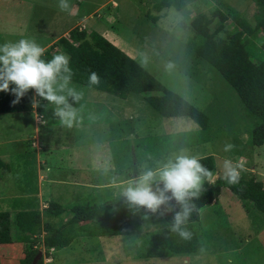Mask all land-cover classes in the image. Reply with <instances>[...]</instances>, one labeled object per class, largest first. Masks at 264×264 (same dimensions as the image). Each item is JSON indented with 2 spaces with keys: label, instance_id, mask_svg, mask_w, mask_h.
Here are the masks:
<instances>
[{
  "label": "rangeland",
  "instance_id": "374dc122",
  "mask_svg": "<svg viewBox=\"0 0 264 264\" xmlns=\"http://www.w3.org/2000/svg\"><path fill=\"white\" fill-rule=\"evenodd\" d=\"M157 1L68 0L70 11L64 12L58 7L59 0H0V44L29 38L46 48L52 44L47 45L51 39L62 36L77 22L80 25L84 23L87 31L103 33L167 87L182 94L211 116L213 131L208 139L191 145L183 139L184 135L168 139L165 145H159L161 153L158 160L154 157L156 164L166 163L185 150L186 154L198 157L213 154L216 166L214 176L223 175V161L229 158L243 164L240 175L249 176L253 173L258 185L264 188V144L252 146L248 143L252 122L246 116L238 95L213 67L196 59L194 52L186 45L193 34L187 26H179L180 22L185 23L188 13H210L219 5L220 0H196L187 3L181 11L173 7L159 11L155 8ZM225 2L246 16L257 10L252 0ZM152 17L157 18L154 20ZM69 87L82 93L79 100L68 97V103L83 109L78 112V109L73 108L76 119L88 125L85 129L83 127L86 134L82 150L79 151L83 159L75 164L78 168L82 163L85 168L88 167L87 172L94 171L92 166L95 163L90 159H95V156L98 155L100 160H109V149L121 167L128 165L131 159L128 156L134 154L132 143L128 142L131 151L116 156V150L122 151L121 141L128 138L136 142V136L141 139L145 135L198 129L197 124L187 117H162L142 94L121 98L75 81H70ZM104 95H111L119 101L114 106L119 109L117 113L120 116H127V111L131 112V118H127L128 130L120 129L122 122L111 124L110 127L105 124L117 122L114 116L118 114L107 113L108 104L101 99ZM40 102L46 105L48 124L58 123V116L52 113V107L55 106L42 99ZM128 107H131L130 110ZM28 113H0V141L13 140L8 145L4 144L7 153L0 152V156L4 155L11 161V170L0 169V211L11 214L18 210L14 207L13 196L23 189L30 190L37 180L35 160L30 161L29 157L18 153L19 150L24 153L26 147L31 148L28 142L22 141L34 128L31 114ZM118 143L122 146L115 148ZM225 144L234 147L230 152H225ZM142 149H135L138 156ZM32 153L35 154V151ZM51 163L57 173L60 166H65L62 176H68L66 170L70 163L63 164L61 155ZM131 174L135 175L134 170ZM208 184L205 180L203 187ZM200 213L207 241L204 250L190 254L147 257L151 232L166 231L168 224L164 223L160 213L145 212L143 231L140 234L78 236L67 247L55 251L52 264H264V212L258 210L252 201L240 199L228 187H223L217 200L205 205ZM44 215V219L53 226L60 223L59 216H47L45 212ZM26 247L28 243L21 241L0 244L1 264H21Z\"/></svg>",
  "mask_w": 264,
  "mask_h": 264
},
{
  "label": "trees",
  "instance_id": "16d2710c",
  "mask_svg": "<svg viewBox=\"0 0 264 264\" xmlns=\"http://www.w3.org/2000/svg\"><path fill=\"white\" fill-rule=\"evenodd\" d=\"M193 1L196 0H158L155 8L160 11L173 7L181 11L187 3ZM252 2L257 10L246 16L225 0H220L219 5L210 13H188L185 20L187 25L180 22L179 26H187L193 34L186 45L194 52L196 59L213 67L236 92L246 116L252 122L247 141L252 146H261L264 144V0ZM152 18L156 20L157 17ZM68 34L60 36L46 48L43 58L50 60L54 54L65 53L73 69L71 81L121 98L142 94L162 117H187L198 126V129L188 131L141 136L142 141L136 136L134 142L137 145L133 150L143 149L139 156L136 151L132 157L128 156L131 159L128 165L123 166L124 172L131 169L133 172L134 167L138 166L134 172L141 174L144 169L142 162L150 169L162 166L165 162L156 164L154 157L157 160L160 158L159 145H165L168 139L184 135L183 139L189 145L208 139L213 126L211 116L203 108L167 87L137 59L114 45L103 34L95 30L86 31L79 26L71 28ZM93 71L101 78L98 85L89 84L88 76ZM33 95L34 92L30 91L20 103L13 105L15 97L10 92H0V113L32 111ZM45 108L46 105L40 102L36 109L39 114L47 117ZM119 155L120 152L116 154ZM199 158L207 169L214 172L216 166L213 154ZM7 166L0 158V169H7ZM223 187H228L240 199L252 201L258 210L264 212V188L258 185L253 173L249 176L240 175L239 183L235 185L228 184L218 175L214 184L209 183L203 187L199 199L190 201L195 204V210L181 226L190 233V237L182 238L178 232L171 230L174 215L180 211V205L173 200L158 212L168 227L166 231L151 232L146 256L155 258L190 254L206 249L207 241L202 230L200 212L205 205L217 200ZM21 201L14 199V207L18 208L15 214L0 211V244L16 241L28 243L21 264H32L39 252L34 245L40 242L39 236L43 230L45 248L60 250L81 235L140 234L146 217L143 209L130 208L122 194L95 199L92 205L78 204L69 211H65L68 209L56 201H50L44 211L39 208L25 209ZM44 212L47 216H59L60 223L53 226L44 219ZM66 213H71V216L64 221L63 215ZM42 263L40 258L37 264Z\"/></svg>",
  "mask_w": 264,
  "mask_h": 264
},
{
  "label": "clouds",
  "instance_id": "9594fccd",
  "mask_svg": "<svg viewBox=\"0 0 264 264\" xmlns=\"http://www.w3.org/2000/svg\"><path fill=\"white\" fill-rule=\"evenodd\" d=\"M58 7L64 12L70 11L68 0H59ZM75 26L86 28L84 23ZM46 48L29 38L0 44V92H10L15 97L12 104L16 105L27 93L33 91V110L39 107L40 99L47 101L55 106V115L60 118L61 123L72 127L76 112L68 103V97L79 100L82 93L69 87L73 76L69 57L61 52L54 54L50 60H45L43 57ZM100 79L99 74L94 71L88 76L90 85H98ZM41 120L42 123L45 122L44 119ZM233 147L232 144H225L223 151L230 152ZM242 168V163L226 158L223 161L222 179L228 184L239 183ZM205 180L214 184L213 172L201 163L198 156L188 155L185 150L157 169H147L138 178L129 181L122 195L130 208L143 209L147 213H157L174 200L180 205V211L174 215L171 230L187 239L190 233L181 226L195 210V204L190 201L200 198ZM44 234L43 230L39 236L40 242L34 245V248L41 251L42 260L43 249L47 250L43 243ZM55 251L54 248L50 264L54 262Z\"/></svg>",
  "mask_w": 264,
  "mask_h": 264
},
{
  "label": "crops",
  "instance_id": "0c3cea01",
  "mask_svg": "<svg viewBox=\"0 0 264 264\" xmlns=\"http://www.w3.org/2000/svg\"><path fill=\"white\" fill-rule=\"evenodd\" d=\"M81 21H83V19ZM78 24L79 22L75 23L72 27ZM71 28L65 31L63 35L67 34ZM58 37L51 39L47 45L56 41ZM101 99L108 104V114H118L117 110L119 111V109L114 105L119 101L113 99L111 95L101 96ZM72 108L78 109L75 107ZM130 108L131 107H128V110H130ZM82 110L83 109L80 107L78 112ZM127 112V116H124L123 114L122 116L119 114L117 117L114 116L117 119V122H106L105 124L110 127L111 124L114 125L122 122L123 126L120 129L123 128L128 130L129 122H127V118H131V112ZM29 113L31 114V120L34 123V128L29 135L22 139V141L24 143L28 142L31 148L29 149L26 147L25 150L22 149L25 154L21 152V150H19L18 153L29 157L30 161L35 160L36 169L38 171L37 180L36 185L33 186V188L30 190L23 189L19 192V194H15L13 196L14 199L16 198L22 200L21 202L24 204L23 206L25 209L39 208L44 211V209L48 207L50 201L60 203L63 208L68 209L65 211H69L73 206L78 204L92 205L94 204L95 199L99 200L122 194L123 190L121 189H125L128 186L129 181L135 180L143 173L144 170L150 169L144 164V169H142L141 174H131L132 169L129 172H124V168L121 167L119 162L115 159V155H112L111 149H109V160H100L98 155L95 156V159H90L92 163H95V165H93L95 168L92 166V170L94 171L87 172L88 167L85 168L82 163H80L77 168L75 164H77L79 160L83 159L82 154L79 152L82 150L83 140L86 134L83 131V127L85 129L88 125L83 124V122L75 118L72 127H68L61 123L59 117L57 118L58 123L49 125L46 120V116L44 114H39L37 109L32 110ZM52 113H55V107H52ZM40 117L41 119H44L45 122L42 123L39 119ZM138 120H140V118H138ZM126 125H128V128H126ZM9 141L11 142L13 140ZM9 141H0V152H8V149L4 146V144L8 145ZM121 142L123 143L122 151L116 150V154L118 152L124 153V151H126L125 148L131 151V147L128 142L132 143L134 147H136V143L134 141L131 142L129 138ZM122 145L121 143H118L117 146L115 145V148ZM33 150L35 151V154L32 153ZM27 151L29 153H26ZM134 151L135 150H133V152ZM3 152L2 154H4ZM60 155L62 156V161L64 162L63 164L66 162L70 163V166H67L69 168L66 170V172L69 173L67 177L62 176V171L65 166H60L58 168L59 173H57L55 168L52 166L53 163H51L56 161ZM0 158L7 163V170H9L11 168V161L4 155H1ZM136 168L134 167V171H136ZM155 169L157 168L155 167ZM217 176L218 175L214 176V179ZM63 216L64 221H66L71 216V213H66ZM58 219L60 220V217Z\"/></svg>",
  "mask_w": 264,
  "mask_h": 264
},
{
  "label": "built area",
  "instance_id": "2783aa9c",
  "mask_svg": "<svg viewBox=\"0 0 264 264\" xmlns=\"http://www.w3.org/2000/svg\"><path fill=\"white\" fill-rule=\"evenodd\" d=\"M54 251V248H51L49 252L47 250L43 249V264H50L53 261L52 252Z\"/></svg>",
  "mask_w": 264,
  "mask_h": 264
},
{
  "label": "water",
  "instance_id": "95a60500",
  "mask_svg": "<svg viewBox=\"0 0 264 264\" xmlns=\"http://www.w3.org/2000/svg\"><path fill=\"white\" fill-rule=\"evenodd\" d=\"M41 257V251L38 252L37 256L34 258L32 264H37Z\"/></svg>",
  "mask_w": 264,
  "mask_h": 264
}]
</instances>
